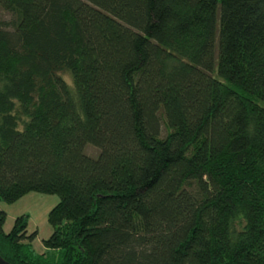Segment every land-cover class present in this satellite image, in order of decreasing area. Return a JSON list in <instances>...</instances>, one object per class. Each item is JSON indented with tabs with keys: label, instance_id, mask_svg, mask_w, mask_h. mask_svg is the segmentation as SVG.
Returning a JSON list of instances; mask_svg holds the SVG:
<instances>
[{
	"label": "trees",
	"instance_id": "1",
	"mask_svg": "<svg viewBox=\"0 0 264 264\" xmlns=\"http://www.w3.org/2000/svg\"><path fill=\"white\" fill-rule=\"evenodd\" d=\"M30 192L52 232L0 208L6 263L264 264V0H0V202Z\"/></svg>",
	"mask_w": 264,
	"mask_h": 264
},
{
	"label": "rangeland",
	"instance_id": "2",
	"mask_svg": "<svg viewBox=\"0 0 264 264\" xmlns=\"http://www.w3.org/2000/svg\"><path fill=\"white\" fill-rule=\"evenodd\" d=\"M95 154L96 150L88 149V155ZM58 201L59 197L55 194L30 192L15 203L0 202V208L7 215L5 231H9L13 227L16 217L28 216L27 232L28 234L36 232L37 238L33 241V247L37 252L42 251V241L48 239L52 232V227L48 224L49 211L59 203Z\"/></svg>",
	"mask_w": 264,
	"mask_h": 264
},
{
	"label": "water",
	"instance_id": "3",
	"mask_svg": "<svg viewBox=\"0 0 264 264\" xmlns=\"http://www.w3.org/2000/svg\"><path fill=\"white\" fill-rule=\"evenodd\" d=\"M0 264H10V263H6L3 259L0 258Z\"/></svg>",
	"mask_w": 264,
	"mask_h": 264
}]
</instances>
